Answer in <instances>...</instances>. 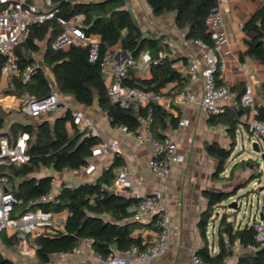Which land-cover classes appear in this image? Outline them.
Listing matches in <instances>:
<instances>
[{
    "label": "trees",
    "instance_id": "trees-1",
    "mask_svg": "<svg viewBox=\"0 0 264 264\" xmlns=\"http://www.w3.org/2000/svg\"><path fill=\"white\" fill-rule=\"evenodd\" d=\"M58 1L61 2L60 17L68 20L78 14L85 16L87 36L99 40V60L90 62L89 50L86 48L73 47L68 51H52L51 42L58 33L56 22L34 27L31 38L18 49L17 53L22 59V66L31 64L33 60L26 57V51L38 52L37 43L45 42L47 44L44 55L45 69H40L27 84L21 80H14V89L7 90V93L21 95L29 92L37 98H45L49 95L48 73L63 98L70 97L75 103L86 107L96 104L107 115L112 127H125L128 133L137 134L141 126L138 118L141 117L150 120L153 137L163 141L169 128L173 130L178 128L179 118L155 102L146 105L132 102L128 108L112 104L101 69L107 53L116 47L126 52L134 61H138L143 53H149L152 59L150 77L139 78L134 69L128 68L123 80L124 86L161 96L163 91L172 85L167 92L168 95L175 91L181 93L189 78L183 77L175 68L177 60L170 57L169 47L163 42V38L146 36L125 8V0ZM146 2L157 17L173 13L175 24L184 33L186 40L213 47L207 19L212 10L218 7V0H146ZM244 30L255 35V39L248 45L249 56L264 65V5L244 25ZM161 53L164 54L163 58L159 57ZM2 65L3 60L0 58V71ZM218 73L215 74V78L217 84L221 85L217 78ZM243 93L244 90L239 95V102ZM262 94L264 96V84ZM257 111L256 120L264 123V107L258 106ZM71 113L69 110L53 124L43 122L32 126L16 123L12 125L10 132L2 134L15 137L19 132H27L30 135L29 163L13 168L9 172L13 192L18 201L16 211L40 208L54 215L67 214L63 229L52 228L35 238H28L37 263L50 264L53 257L72 253L84 240L91 242L94 254L102 260H106L113 249L122 254L130 253L135 248L147 249L149 244H144L141 237L133 236L138 225L131 221L132 215L129 212V208L139 200L118 195L114 190L113 169L124 166V161L118 154L115 155L110 170H103L97 181L74 185L71 188L67 183H63L54 200L34 205L36 200L49 194L54 180L52 176H38L42 170L47 169L56 173L79 171L89 165L92 150L100 143L98 138L91 137L88 130H82L72 123ZM249 114L250 109L240 106L239 103L238 109L225 107L222 114L210 116V124L225 126L231 140L229 149H223L217 144H207L208 155L218 161L216 172L218 178H221L232 163L241 119ZM6 118L7 115L0 112V130L4 128ZM246 126L249 130V126L247 124ZM254 136L255 133L251 132L249 139ZM236 166L237 164L234 167ZM260 176H252L251 180ZM237 195L238 191L234 194L230 191L208 196V208L199 223L205 246L197 252V256L207 263H221L225 257L232 254L233 245L238 242L243 248L250 246L256 249L255 252L244 250L238 264H264V241L257 239L254 227L256 222L248 221L243 226L230 221L231 215L228 213L227 204ZM30 202L33 204L28 208ZM220 209L223 210L221 215L217 213ZM234 215H237V212H234ZM216 221L219 252L212 255L208 247L209 226ZM225 236L230 240V247L224 244ZM0 241L9 250L21 244L18 237H9L3 232H0ZM0 264L15 263L0 251Z\"/></svg>",
    "mask_w": 264,
    "mask_h": 264
},
{
    "label": "built area",
    "instance_id": "built-area-1",
    "mask_svg": "<svg viewBox=\"0 0 264 264\" xmlns=\"http://www.w3.org/2000/svg\"><path fill=\"white\" fill-rule=\"evenodd\" d=\"M61 1L73 2V0ZM60 4L61 2L58 0H0V58L3 60L0 71V108L1 112L6 115L11 114L26 120H29V118L38 120L61 107L70 109L69 104L66 103L65 98L62 97L52 79H49L48 82L49 95L42 99L29 94V92H24L21 95L7 93V90L14 89V80H21L22 83L27 84L40 69H45L36 51H26V57L31 58L33 62L25 66H22V59L17 53L18 49L22 48L31 38L34 27L56 22L58 33L51 42L50 48L52 51H68L73 47L86 48L89 50L90 62L94 63L99 60V40L87 36L85 16L78 14L68 20L64 19L59 16ZM241 27L243 28L242 25ZM207 28L213 47L209 48L200 43L204 49L203 58L207 65L206 69L201 72L204 80V94L201 98H198L188 93L186 98L189 102L202 107L209 116H218L224 112V105L231 100L230 89L218 85L215 78V74L223 70V58L230 55V35L225 27L223 12L219 8V0L218 7L212 10L207 19ZM159 57L163 58L164 54L161 53ZM151 62L152 59L149 53H143L138 61H134L130 57L124 59L123 56H120L117 58L113 51L107 53L101 69L105 79L114 80L108 86V96L112 104H119L123 108H128L132 102L146 105L161 101V96L153 92H143L123 84L128 68H132L136 72L145 69L150 70ZM199 75V64L193 60L188 67V78L196 80ZM240 105L250 109L251 119L248 121L250 131L264 139V123L256 120L258 106L252 82H246ZM71 112L72 123L76 127L88 130L91 137L99 139L100 132L93 119L87 117L82 111L71 110ZM9 119H6L4 128L0 130V232L9 237H18L21 240L20 245L29 249V237L35 238L52 228L63 229L66 220L57 218L53 213L45 212L40 208L36 210L27 209L24 212L16 211L15 206L18 201L13 192L9 172L13 168H19L29 163L28 144L30 135L27 132H19L15 137L2 135L10 132L12 125L18 123L17 119L13 122ZM138 121L141 125L140 129L137 134L132 135L137 142L141 144L149 143L153 146L149 168L157 177L167 178L172 167L184 161L183 156L178 151L175 134L170 133L163 141H158L153 137L150 130V120L139 117ZM186 126H188L187 120H182L179 123V127ZM121 130L128 133L125 127H122ZM118 150L119 147L116 143L100 142L99 145L93 148L91 160L103 156H114L118 153ZM110 166V164H106L104 170L108 171ZM79 171L91 174L94 167L89 164ZM113 175L116 190L123 191L131 187L134 174L128 167H115ZM56 184V181L53 180L49 194L36 200L34 205L38 206L54 200L60 190ZM67 186L73 187L71 184H67ZM235 198L231 201L234 202ZM162 199V194L155 192L149 197L140 199L137 204L129 208L131 218L134 221L143 222L148 218L155 217L158 228L157 240L153 245L145 250L133 249L132 252L139 261L148 263L154 261L165 253L170 245V220L161 205ZM236 201L239 202L240 207L243 205L249 207L248 203L243 204V201L241 202L238 199ZM32 204L33 202H30L28 208ZM251 208H253V203ZM256 211L257 220L254 227L257 232V239L264 241V223L259 221V208H256ZM81 244H86L91 248L90 241L84 240ZM81 244L72 253L60 256H73L78 252ZM224 244L226 247H230V240L227 236L224 237ZM233 248H242L248 252L256 251L255 248L250 246L243 248L238 242L234 243ZM128 254L126 253V256ZM129 263L128 256L118 257L114 249L112 254L106 260H103V264ZM193 264H229V256L225 257L221 263H207L196 255L193 258Z\"/></svg>",
    "mask_w": 264,
    "mask_h": 264
},
{
    "label": "crops",
    "instance_id": "crops-1",
    "mask_svg": "<svg viewBox=\"0 0 264 264\" xmlns=\"http://www.w3.org/2000/svg\"><path fill=\"white\" fill-rule=\"evenodd\" d=\"M262 5H264V0H219V8L223 12L225 27L230 35V55L223 58V70H220L217 76L220 84L228 87L231 92V100L224 107L239 108V95L242 94L247 81L254 85L257 106L264 107L262 94L264 65L249 56L248 45L255 39V35L244 30V25ZM125 8L146 36L163 38V42L169 47L170 57L177 60L175 68L183 77L188 78V67L193 60L199 64L200 75L196 80L189 79L181 93L175 91L168 95V90L172 88V85L169 86L163 91L161 101L158 103L174 117L179 118V123L182 120L188 121V126H178L176 130L169 128L165 134V136L170 133L175 134L178 151L184 158L183 163L173 166L167 178L157 177L149 168L153 146L149 143L141 144L132 134L124 133L119 127H112L107 115L96 104L92 107H86L75 103L72 98L66 97L65 100L69 102L70 109L61 107L60 110L58 109L59 111L56 110L55 119L50 120L46 115L41 117L42 120L39 124L45 121L53 124L57 118L65 116L69 110L82 111L87 117L94 120L100 132L99 142L116 143L119 147L117 154L123 159L124 166L128 167L134 174L130 188L123 191L114 188L115 192L118 195L136 200L149 197L155 192L162 194L161 205L170 220V245L165 253L150 263L137 260L136 255L130 252L127 255L130 260L129 264H193V258L205 246L200 234L199 223L203 213L208 208V196L230 192L235 188L247 185L246 183L251 181L253 176L248 171H253L254 165L248 162L250 159L240 162L235 159L226 172L221 175V178L216 176L218 161L208 155L207 144H217L223 149H229L231 147L230 137L227 135L225 126L211 125L210 116L205 110L199 105L189 102L186 98L188 93L198 98L204 94V80L201 72L206 69L207 65L203 58V46L200 43L185 39L184 33L175 24L173 13L157 17L153 14L146 0H125ZM37 45L39 46L37 52L39 60L44 65L47 44L38 42ZM112 51L117 58L120 56L126 58L119 47ZM47 75L49 79H52L48 73ZM136 75L139 78H149L150 70L145 69L136 72ZM113 82L112 79H105L107 87ZM238 88L240 89L238 90ZM250 119V114L241 119L237 134H240L243 139L244 134H247L248 138L250 137L251 131L246 126ZM70 126L69 123L68 127ZM115 155L92 159L89 164L94 167V171L91 174L80 171H64L52 174V171L49 170L44 175H53L52 177L59 189L63 183L73 186L92 183L98 180L106 164H113ZM236 164L237 166L234 167ZM56 217L66 220L67 214L56 215ZM256 218L257 216L252 217L251 215L248 221L250 223L255 222ZM131 221L138 225L133 234L134 237H141L144 244L153 245L156 242L158 228L155 217L148 218L143 222H136L132 218ZM245 223L243 221L236 223V225L244 226ZM217 225L218 221L209 226L208 247L212 255L219 252L216 235ZM243 253L242 248H233L232 254L229 256V264H238ZM29 254L34 255V250L30 245ZM116 255L127 257L126 254L120 252H116ZM6 257L16 262L13 257L9 255ZM34 260L37 263L35 258ZM80 263L103 264V260L96 256L86 244H81L78 252L73 256H55L50 264Z\"/></svg>",
    "mask_w": 264,
    "mask_h": 264
},
{
    "label": "rangeland",
    "instance_id": "rangeland-1",
    "mask_svg": "<svg viewBox=\"0 0 264 264\" xmlns=\"http://www.w3.org/2000/svg\"><path fill=\"white\" fill-rule=\"evenodd\" d=\"M47 71H48V69H47ZM65 101H66V103H69L67 100H65ZM0 112H1V108H0ZM56 113H57V111L51 112L50 114L47 115V117H49L50 120H53L57 116ZM7 116H9L7 118L8 119L10 118L9 120L11 122H13V120L15 121L17 119V122L21 123L22 125L37 126L39 124V122L42 120L41 118L38 120H34L31 118H29V120H26V119H22V118L16 117V116L11 115V114L7 115ZM254 143H258L260 145L261 150H260L259 155L255 154L253 152L252 146ZM263 155H264V139H262L258 135H255L250 140L248 138L247 134H244V139H243V137L240 134L238 135L235 150H234L233 156L231 158V162L233 163L235 161V159L237 162H240L242 160L247 161L250 159L248 162H250L254 165V169H253V171L249 170L248 171L249 174L252 173L253 176H255V177H258L259 175H261V176L259 178H256V179H252L249 182V184L241 187L238 190V195L236 196V198L234 200L236 201V199L242 197L241 202L243 201V204L248 203L249 207H245V205H243L241 207V210L237 211V215H234V212H236V211L233 212V211L228 210V213L231 215L230 221H234L237 224L242 223L243 221L247 223L248 219L251 218V215H252V217L253 216L256 217V212H257L256 211V208H257L256 205H257L258 200H260V205H258L259 206V212L258 213H264V191H260V190H264V160L262 159ZM48 171L49 170H47V169L42 170L38 174V176H42L45 173H47ZM54 173L55 172L52 171V174H54ZM255 185H257V186L255 187ZM258 190L260 192H257ZM231 202H229L227 205H229ZM252 203H253V208H251ZM218 211H219V213H218L219 215H221L223 213V210H221V209ZM252 220H253V218H252ZM24 250H26V251H24ZM0 251L2 252V254L5 257H6V255L13 257V259H15V261H16V262L13 261L15 264H37L36 261L34 260L35 256L29 254V249L24 248V246H22V245L18 246L16 249H13V251H9V249L5 248L4 245L0 241Z\"/></svg>",
    "mask_w": 264,
    "mask_h": 264
},
{
    "label": "water",
    "instance_id": "water-1",
    "mask_svg": "<svg viewBox=\"0 0 264 264\" xmlns=\"http://www.w3.org/2000/svg\"><path fill=\"white\" fill-rule=\"evenodd\" d=\"M124 55L126 56V58H128L129 57V55L126 53V52H124ZM68 113V112H67ZM66 113V114H67ZM46 122V121H45ZM252 149H253V152L255 153V154H257V155H259L260 154V147H259V144L258 143H254L253 144V146H252ZM262 159L264 160V155L262 156ZM112 167V165L110 166V168ZM110 170V169H109ZM108 170V171H109ZM250 181V180H249ZM249 183V182H248ZM248 183H246V184H248ZM240 189V187H238V188H235L234 190H232V193L234 194L235 192H237L238 190ZM260 191H264V190H260ZM259 191V192H260ZM242 199V198H241ZM240 198H238V200H241ZM258 205H260V200H258V202H257V205H256V207L257 208H259V206ZM228 209L230 210V211H239V210H241V207H240V204H239V202H237V201H234V202H231L229 205H228ZM259 221L260 222H264V213H260L259 214Z\"/></svg>",
    "mask_w": 264,
    "mask_h": 264
}]
</instances>
